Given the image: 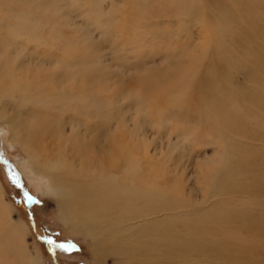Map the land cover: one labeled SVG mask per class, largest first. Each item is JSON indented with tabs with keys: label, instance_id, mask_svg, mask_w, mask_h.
<instances>
[{
	"label": "bare ground",
	"instance_id": "obj_1",
	"mask_svg": "<svg viewBox=\"0 0 264 264\" xmlns=\"http://www.w3.org/2000/svg\"><path fill=\"white\" fill-rule=\"evenodd\" d=\"M130 1L127 5L134 10L132 19L138 23L171 19L178 26L185 22L207 28L208 43L203 51H214L205 79L198 78L200 66L193 57L170 65L165 69L167 73L153 72L142 77L137 101L144 103L143 94L147 93L153 99L161 96L173 108L195 106L200 121L213 124V132L219 135L223 146L225 164L216 168L209 179L215 187L212 196H247L233 200L227 207L255 206L259 200L264 201V157L253 156L264 151V0H152L153 4L149 0ZM45 4L30 10L22 4L16 11L0 7L7 19L15 20L5 21L13 44L23 46L27 52L32 48L36 54L33 67L29 58L0 64V120L10 128L12 143L28 155V174L45 183L50 197L58 203L59 219L91 237L92 248L103 257L104 264L109 256L118 258V264H169L162 262V258L170 254L174 244L184 250L202 244L198 239L180 243L179 231L191 233L192 224L170 222L176 209L189 217L187 204L174 200V190L159 183L161 180L154 173L157 169L161 172L159 167L150 165L143 169V159L132 148V139L126 141L118 134L122 128L115 118L121 114L114 102L115 95L109 97L110 87L104 76L84 63L74 73L66 72L70 67L55 66L54 62L60 61L72 65L79 58L78 49L68 46L62 50V58L57 53L47 54L50 42L43 36L44 29L39 31V21L29 18L32 14L42 16ZM160 8L163 12L154 17V9L159 12ZM223 29L224 33L227 29L231 32L224 35V40L218 36ZM58 39L65 38L60 35ZM222 43L227 46L222 47ZM235 70L244 71V85L233 84ZM95 90L99 96L108 97L93 96ZM83 93L88 94L89 103L82 107L78 97ZM113 111L116 117L110 114ZM95 116L101 117L104 124H95ZM113 123L117 133L110 136ZM146 170L148 174L144 175ZM1 193L0 185V223L5 226L8 204L1 201ZM221 210L227 217L221 224L207 226L208 230L207 213L197 218L201 233L208 234L204 244L214 235L220 240L217 233L226 226L227 233L222 232L226 243L241 241L242 236L255 231L260 235L258 240L264 241V208L259 209V215L255 214L256 219L249 216L252 212L248 210L241 217L227 211L228 208ZM218 214L222 212L219 210ZM23 225L14 221L12 234L0 231V264H37L23 249ZM146 258L153 262H138ZM238 260L236 256L230 259L232 262L218 264Z\"/></svg>",
	"mask_w": 264,
	"mask_h": 264
},
{
	"label": "rangeland",
	"instance_id": "obj_2",
	"mask_svg": "<svg viewBox=\"0 0 264 264\" xmlns=\"http://www.w3.org/2000/svg\"><path fill=\"white\" fill-rule=\"evenodd\" d=\"M42 1L43 3L38 0H0V7L3 6V10L11 7L16 11L22 4L27 9H33V7L39 9L42 4L46 3L43 8L45 9L44 14L41 13L42 16L36 17L32 14L29 18L39 21L40 24L37 26L39 31L45 30V32L43 30V36L50 42L47 54L57 53L62 58L61 56H64L62 50L67 49L68 46L78 49L79 58L74 60L72 65L62 61L58 63L53 61L55 66L70 67V71L66 72L74 73L81 69V64L84 63L104 76L110 87L109 97L112 98L115 95V101H113L121 114H117L115 118V111L113 114L110 112L112 116H115L113 117L115 121L121 125L122 129L118 131V134L126 141L132 139V148L134 147L143 159V169H149L150 165L159 167L164 173L161 174L158 169L154 172L161 180L159 183L164 182L165 188L171 187L174 190L172 193L174 200L187 204L186 211L189 212L186 214L189 213V217L182 216L183 210L176 209L177 212L170 217H174L170 222L189 221L192 224L191 233L185 230L179 231L180 243L198 239L202 241V244L193 245L191 250L179 249L177 244H174L169 250L170 254L163 256L162 262L218 264L219 262H232L230 259L237 256L240 261L233 264H264V251L261 250L264 241L258 240L260 235L259 233L257 235L256 231L241 237L243 240L247 236L248 241L245 240L248 238H245L243 241L235 240L226 243L225 237H222V232L227 233L228 231V226H226L222 227L220 233H217L220 240L214 235L210 242L204 244L208 234L201 233V223L197 220L199 215L202 214L201 217H203L206 216L204 213H207L205 230H208L207 226L221 224V221L227 217L221 209L228 208L227 211L238 217L243 216L244 211L248 210V213L252 212L249 216L256 219L255 214L259 215L261 213L259 209L264 208V201L261 200L255 206L227 207L233 200L236 201L239 197L245 199L247 196L237 195L234 198L212 196L211 193L215 187L209 183V179L216 168L225 164L223 146L219 135L213 132V124L203 122V125L195 106V108L190 106L181 109L173 108L167 105L161 96L153 99L152 95L147 93L145 96L143 94L144 103L137 101L139 80L153 72L167 73L165 69L175 63L182 64L194 57L200 66L198 78L205 79L208 76L210 59L214 57L213 50H210L208 54L203 51L208 43V29L185 22L178 26V23L171 19L167 22L157 19L158 22L144 20L138 23L132 19L134 10L131 11L127 5L130 0ZM149 1L153 4L152 0ZM130 3L132 6V1ZM162 12V8L159 12L154 9L152 15L155 17ZM4 13L0 10V64H4L3 61L5 63L12 61L14 64V62L23 60L22 58H29L34 62V64L31 62L29 64L32 67L36 66L34 59L36 54L32 48L27 52L23 46L13 44L11 37L7 34L5 21L13 23L15 20L13 17L7 19ZM48 21L51 25H47ZM217 28L221 29V27ZM222 31L218 33V36L224 40V35H230L231 32H228V29L227 33H224V29ZM60 35L65 38L63 41L58 39ZM5 38H8L10 42L4 41ZM221 46L225 48L227 44L222 43ZM41 53L44 54V50ZM44 67L54 69L53 66ZM233 77L235 86L246 83L243 70L233 71ZM104 78L101 79L104 80ZM95 80L99 81V77ZM78 86L81 84L76 86L79 89ZM95 93L96 90L93 91V96L108 97L105 94L99 96ZM83 95H78L80 106L89 103L86 100L88 94L83 93ZM93 120L94 123L104 124L101 117L95 116ZM115 123L112 124L113 128L109 129L110 136L117 133L116 127L114 128ZM249 151L253 150L249 149ZM255 155L262 159L264 151H259L258 155L253 156ZM27 160L26 152L12 143L10 128L0 120V185L3 193H1V201L5 200L8 204L7 217L9 218L6 223L4 222L5 226L0 223V231H8L12 234L11 224L14 221L23 223L26 230L24 232L25 248L18 242L17 244L25 249L26 253H30L29 256L36 259L37 264H104L103 257L97 256L92 248V238L82 231L75 230L73 224H67L59 219L58 203L50 197L45 183L28 174ZM147 174L146 170L144 175ZM163 176L164 180L161 179ZM15 181H18L22 187H19ZM25 192L41 203L29 204L25 198ZM215 204L222 207L213 208L212 205ZM219 210L222 214H218ZM215 211L217 214L214 213ZM41 237H51L57 242L71 241L77 245L79 250L65 252L55 249L52 251ZM251 237H253L252 240ZM261 237H264V233ZM253 241L258 243H253ZM148 260V258L140 259L138 262H153ZM105 264H118V258L109 256Z\"/></svg>",
	"mask_w": 264,
	"mask_h": 264
},
{
	"label": "snow or ice",
	"instance_id": "obj_3",
	"mask_svg": "<svg viewBox=\"0 0 264 264\" xmlns=\"http://www.w3.org/2000/svg\"><path fill=\"white\" fill-rule=\"evenodd\" d=\"M19 187H22V185H19L18 181H15ZM25 198L29 204H40L41 201L37 200L35 197L30 195L29 193L25 192L24 193ZM42 240H44L49 246L52 251L55 249H61L65 252H71L73 250H79L77 245L72 243L71 241L69 242H57L55 239L51 237H41Z\"/></svg>",
	"mask_w": 264,
	"mask_h": 264
}]
</instances>
